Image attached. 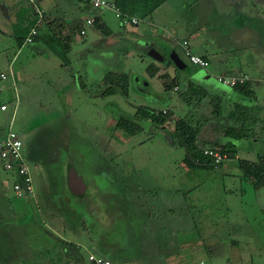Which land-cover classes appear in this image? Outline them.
I'll return each instance as SVG.
<instances>
[{
	"label": "rangeland",
	"instance_id": "1",
	"mask_svg": "<svg viewBox=\"0 0 264 264\" xmlns=\"http://www.w3.org/2000/svg\"><path fill=\"white\" fill-rule=\"evenodd\" d=\"M19 1L27 4L26 0ZM189 1L192 0H170L168 3L173 14L186 24L194 16L199 17L202 11L201 7H191ZM4 12L5 16L12 12L8 0H0V17ZM85 26L88 27L86 42L82 43L84 38L75 31L74 48L63 57L56 51L59 45L52 33L51 39L46 37L47 43L39 36L37 41L24 42L17 51L16 39L5 35L0 24V71L10 65L17 77L15 87L7 88V83L1 82L4 87L0 102L11 106L16 96L17 107L11 124V112L0 110V130L10 125L20 134L34 194L40 195L47 189L51 192L54 208L60 209L61 205L63 209L59 211H64V215L69 216L73 209L79 210L77 220L69 216L66 231H55L35 211L34 205L28 209L33 202L30 198L14 194L11 185L17 175L5 170L0 161V264H73L72 259L64 261L66 240L76 243V250L86 263V251L91 244L84 229H99L98 219L103 228L100 230L102 238L126 245L133 235L123 225L126 217L120 208L125 202L120 199L123 192L128 202L131 196L138 194L144 209L173 208L174 211L167 215H173L169 220L171 224L175 219L180 220L178 217L183 223V213L192 214L198 233L196 264L200 260L209 264L212 257L221 264H246V261L251 264L257 259L264 262V185H255L254 179L245 176L238 165V159L254 161L264 157V109L260 111L264 86H253L255 94L251 99L229 91L227 85L216 86L211 78L206 83H196L195 79L193 83L203 86L207 94L200 95L195 89L192 90L195 97H186L184 76L192 72L190 65L185 63L186 68L180 71L183 75L176 77L178 90L165 89L162 78L151 76L147 70L149 61L153 60L143 46L147 37L137 40L140 45L134 46L133 57L124 59L122 64L108 65L102 60L108 47L103 43L94 46L92 28ZM185 33L186 30H179L177 35ZM128 42L119 39L113 45L117 51L124 46L132 49L133 45ZM98 52L102 56L100 74L91 70L92 63H99ZM80 55L88 60L87 73L81 71ZM163 66H159L163 69L161 72H168L172 78V66L167 65L165 69ZM113 68L127 73L130 78L126 95L100 91L103 83L97 80L98 75ZM246 69L253 71L251 66ZM218 98L221 116L225 117L234 101L255 105L247 118L238 121L242 124L239 126L243 132L241 138L218 135L220 141L229 140L235 144L236 157L224 159L216 168H188L183 162V148L171 142L167 129L173 127L175 119L187 117L194 124L199 122L201 138L212 136L215 132L212 129L224 123L220 118L208 117ZM143 104L171 110L167 129L150 123L128 134L115 127L119 116L130 117L135 108ZM228 124L234 126L235 122L229 119ZM201 138L199 143L206 145L208 142ZM72 167L87 183L83 199L68 189L67 174ZM113 178L116 182L108 184ZM170 189L184 190L187 194L181 198L170 193ZM115 191L116 201L108 198L110 193L111 198L114 197ZM134 201L137 203V198ZM112 207H116V211L109 213ZM122 252L125 256L132 254L128 249Z\"/></svg>",
	"mask_w": 264,
	"mask_h": 264
},
{
	"label": "crops",
	"instance_id": "2",
	"mask_svg": "<svg viewBox=\"0 0 264 264\" xmlns=\"http://www.w3.org/2000/svg\"><path fill=\"white\" fill-rule=\"evenodd\" d=\"M8 1L11 4L12 12L6 16L4 12V16L0 17V24L5 35H12L16 39L17 51L26 42L24 38L29 32V28H31L25 26V23L28 21L27 19H31L34 22L37 18L33 9V2L42 9L43 17L39 22L36 34L30 42L37 41L39 36H42V40L47 43L48 39L46 37L51 39L52 37L50 35L52 33L58 45L60 43L67 45L68 42L71 44V49L68 53L74 48L73 42L76 39L75 31L78 32L79 36L84 38L81 40L82 43L86 42L85 35L88 32V27L85 26V19L96 12L89 5L77 0H26L27 4H21L19 0ZM169 1L164 0L150 14L139 19V22L133 25H120L110 9H104L98 12L97 17L99 21L103 27L109 30V33L106 35L102 34L95 24H90L89 26L92 28V36L94 38L92 42H94V46L103 43L108 47L106 51L107 55L103 56L102 60L108 65L122 64L124 59L135 55L136 49L134 46L140 45L137 40L145 36L147 37V41H145L143 46L147 49V54L153 57V60L148 63V67L150 66L149 69L147 67L148 72L150 68H157L154 75H158V77L165 76L169 80L171 78L168 72H161L163 69L159 66L164 65L161 62H165L164 69L167 65L172 66L174 73L172 80L174 82L176 81L174 83L175 85L172 84L174 86L172 89L174 90L179 89L176 77L177 75H183L180 71L186 68L185 63L192 67V72L184 76V82L186 83L189 81L193 83L195 79L196 83H206L208 82L206 80L211 78L213 81L215 80V85L218 86L220 83L216 80V75L243 71L250 77L249 81L253 92L255 91L253 86H264V0H192L189 1L190 6L195 9L201 7L202 11L199 17L194 16L193 20H189L187 24L173 14V11L168 6ZM24 17L25 19H22ZM140 22L143 23L139 24ZM80 29H84L83 34L80 33ZM179 30H186L187 33L179 36L177 35ZM200 31H203V34H200ZM20 36H23L22 42L17 41ZM119 39L129 40L128 43L133 45L132 49L124 46L117 51L114 45ZM182 39L188 40V46L193 53L207 60L205 67L195 66L187 60L183 53ZM34 48L38 49L36 46ZM152 52L160 55L161 58L152 56ZM173 53L183 59L184 63L182 62V65L176 64L175 60L170 57ZM108 55L109 57H107ZM97 57L99 63H92L91 70H97L100 74V61L102 57L100 52H98ZM79 58L83 62L81 71L87 73L88 68L86 64L88 60L83 58V55H80ZM12 60L13 58L8 62V65L11 64ZM254 65L255 67H253ZM248 66L252 67V72L246 69ZM107 71H116V69H108ZM103 76L102 74L98 75L97 80L100 83H102ZM14 80L17 83L15 73ZM227 87H229V91L236 92L232 89V86ZM224 119L228 124V116H224ZM213 129L212 132H215H213L212 136L208 138L202 137L204 141L208 142L206 145H202L198 140L201 147L207 148L211 144H216L215 142H220L218 138V135L221 134L219 132L220 127ZM77 174L82 178L79 173ZM108 181V184L116 182L114 178L113 181ZM84 183V189L86 190L87 183L85 181ZM186 186L187 184L185 182ZM84 189L74 195H80V199H83L82 195L85 194ZM170 191V193L180 195L181 198L183 196L185 198L187 194L184 190L175 192V190L172 191L170 189ZM49 193L51 192L46 189L40 195L36 193L29 197L26 196V198H30L33 201L32 203L30 202V209L34 205L37 208L35 211L41 214L48 225L57 232H64L66 231V223L69 221V216L73 220H77L79 210L73 209L69 213V216L66 214L65 216L67 217H65L64 211H61L62 213L59 211L63 209L61 205H59L60 209L54 208V202L50 200L51 196ZM114 194L115 196L111 198L110 193L108 198L116 201L117 191ZM121 195L122 197L120 199L125 200V202L123 201L124 203L121 204L120 208L124 212L123 214L126 215L125 219L123 218V225L125 226L123 227L127 232L130 231L133 237L129 238V242L126 245H120L110 238H102L103 234L100 230H103V228L98 219L100 226L99 229L96 228L98 231L92 227L87 231L84 229L93 249V251L91 248L87 251L108 258L111 262L110 264H196V234L198 233L196 231V219H194L192 214L183 213V223L182 219L178 217L180 220L176 221L175 219L173 224H171L169 220L173 215L170 217L167 215L169 211H174L172 210L173 208L168 207L162 210L154 208L144 209L138 200V194L137 196H131L129 202L124 192ZM78 196L77 201L80 200ZM136 198L137 203L134 201ZM130 200L134 201L135 206H133ZM111 210L115 212L116 207L109 208L108 212L110 213ZM10 213L14 214L16 212L11 211ZM80 220L78 219V222H81ZM78 227L80 228L82 226L80 225ZM139 228L141 232L139 231L138 233ZM134 231L137 233L134 234ZM66 241L68 244H66L67 253L64 261L72 259L73 264H89L88 261L84 263L83 258L76 250V243L71 240ZM258 246H262L260 241H258ZM211 248L212 246L209 245V250ZM123 249H128L132 254L125 256L122 252L124 251ZM261 260L251 261V264H264ZM199 264L204 263L200 260ZM209 264L221 263L217 260L214 261L212 257ZM246 264H248V261H246Z\"/></svg>",
	"mask_w": 264,
	"mask_h": 264
},
{
	"label": "trees",
	"instance_id": "3",
	"mask_svg": "<svg viewBox=\"0 0 264 264\" xmlns=\"http://www.w3.org/2000/svg\"><path fill=\"white\" fill-rule=\"evenodd\" d=\"M163 1L164 0H114L116 6L119 8L121 12L126 13L128 15L136 16L138 17V19H141L146 15L150 14ZM97 15L95 16V19L92 24H95L102 34L104 35L108 34L109 30L103 27ZM22 19H25V17ZM27 20H28L27 23H25V26L27 28L32 27L36 21L34 20V22H32L31 19H27ZM38 25L39 24L36 25V28L38 27ZM22 37L23 36H20V38L17 39V41L22 42ZM70 49H71V44H69V42L67 45L60 43L59 50L56 51L60 56L65 57L66 54L70 51ZM156 71L157 68H150L149 74L153 76L156 73ZM160 77H162V82L164 84L165 89H171L174 87L173 85H175L174 83L176 81L174 82L172 78L168 80L165 78V76H160ZM249 80L243 83H236L235 85H232V89H234L240 95H244L252 99L254 97V92L251 89V83ZM102 83L103 86L100 89L102 94H112V93L120 92L126 95L128 92L129 78L127 73L125 72L108 71L106 74H104ZM185 85H186V89H185L186 92L184 93H186V97L195 95L194 94L195 91H192L195 89L198 91L199 94L200 93L201 94L203 93V95L207 94L203 86L200 85L196 86V84H193L190 81L187 82ZM211 99H213V96H211ZM254 106L255 105H250V106L242 105L240 104L239 101L232 102V106H230V108L226 110L225 115L228 116L230 120H233V122H235V125L233 126L231 124H227L224 121V116H221L222 109L218 98L216 102H214L213 109L208 114V117H210L213 120L220 118L222 123L224 122L223 125H221L219 131L221 135L241 138L243 132L241 127L239 126L242 124L239 123L238 121H241L242 118H247L248 112L251 109H255ZM261 109H264V102L262 104V107L260 108V111ZM170 118H171V110L169 108L165 107V111L163 112L162 109H157L155 107L143 104L137 106L133 111V113L130 115V117L119 116L116 119L115 127L128 134H133L141 127V125H146L150 123L153 125L162 126L163 128L167 129L166 123L170 121ZM138 120H141L142 123H140ZM198 124H199L198 121H196V124H194V121L192 122L190 118L187 119V117L184 118L179 117L173 121V127L167 129V132L169 134L171 142L183 148L184 150L183 162L188 168L189 167L216 168L221 163V161L215 163L213 161L212 156L204 153V149L206 148L201 147L200 144L198 143L199 138H201V136H199L198 134L200 127ZM3 130L4 129H1L0 133ZM201 139L203 140L204 138ZM215 143L216 144H211L210 147L207 148L217 150L225 154L227 158L235 157L236 147L232 141L222 140L220 142H215ZM238 165L242 169L245 176L254 179L255 185H264V157H259L254 161L248 159H238ZM15 179H18V176H16ZM28 207L29 209L31 208L30 205H28Z\"/></svg>",
	"mask_w": 264,
	"mask_h": 264
},
{
	"label": "built area",
	"instance_id": "4",
	"mask_svg": "<svg viewBox=\"0 0 264 264\" xmlns=\"http://www.w3.org/2000/svg\"><path fill=\"white\" fill-rule=\"evenodd\" d=\"M33 1V0H32ZM83 4L89 5L96 12L92 13L85 19V23L90 25L93 23L95 16L98 12L104 9H110L114 13L115 18L118 20L120 25H133L139 22L138 17L133 15H128L119 10L114 1L111 0H77ZM33 9L36 13V21L34 25L30 28L26 37L24 38L26 42H30L32 36L37 32L36 25L39 24L40 20L43 17L42 9L33 2ZM80 33H84V29L80 30ZM181 44L183 46V53L187 60L198 67H205L207 65V60L202 56L195 54L191 51L188 46V40L182 39ZM250 77L247 73L243 71L230 73V74H218L216 75V80L222 84L227 86L235 85L236 83H243L249 80ZM1 82H6L7 88L15 87L14 80V72L9 65L6 70L0 71V92L3 89V84ZM17 107V98L15 96L13 104L10 106L7 102H0V110L10 111V124L12 122L13 115L15 114V110ZM164 112L165 109L163 108ZM204 153L212 156L213 161L218 163L227 158V156L217 150L206 148L204 149ZM0 161L1 165L5 170H9L18 176V179L15 177L12 180V189L16 196H24L29 197L34 195V187L32 184V176L29 166L25 160V156L23 153V143L20 137V134L12 129L10 125L8 128H5L0 133ZM86 259L89 264H110V260L106 257L97 255L91 251H87Z\"/></svg>",
	"mask_w": 264,
	"mask_h": 264
},
{
	"label": "water",
	"instance_id": "5",
	"mask_svg": "<svg viewBox=\"0 0 264 264\" xmlns=\"http://www.w3.org/2000/svg\"><path fill=\"white\" fill-rule=\"evenodd\" d=\"M152 56L156 57V58H161L160 55H156L154 52L151 53ZM174 60L175 63L178 65H182L183 59L179 58L177 56V54L174 55L171 54V56ZM184 63V62H183ZM67 185L69 187V189L71 191H73L74 193H79L80 191H82L85 188V183L82 180V178L74 171L73 167L71 169H69L68 174H67Z\"/></svg>",
	"mask_w": 264,
	"mask_h": 264
},
{
	"label": "flooded vegetation",
	"instance_id": "6",
	"mask_svg": "<svg viewBox=\"0 0 264 264\" xmlns=\"http://www.w3.org/2000/svg\"><path fill=\"white\" fill-rule=\"evenodd\" d=\"M22 143H23V141H22ZM23 152H24V146H23ZM25 156V155H24Z\"/></svg>",
	"mask_w": 264,
	"mask_h": 264
}]
</instances>
